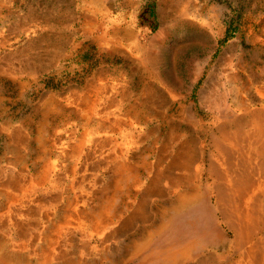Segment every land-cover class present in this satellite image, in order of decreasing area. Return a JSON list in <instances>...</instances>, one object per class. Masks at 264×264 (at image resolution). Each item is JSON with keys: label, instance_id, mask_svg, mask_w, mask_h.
<instances>
[{"label": "rangeland", "instance_id": "obj_1", "mask_svg": "<svg viewBox=\"0 0 264 264\" xmlns=\"http://www.w3.org/2000/svg\"><path fill=\"white\" fill-rule=\"evenodd\" d=\"M240 154L264 182V0H0V264H247L219 212L193 224L206 250L176 243L186 261L161 233L175 159L215 195L208 166Z\"/></svg>", "mask_w": 264, "mask_h": 264}, {"label": "bare ground", "instance_id": "obj_2", "mask_svg": "<svg viewBox=\"0 0 264 264\" xmlns=\"http://www.w3.org/2000/svg\"><path fill=\"white\" fill-rule=\"evenodd\" d=\"M218 104L219 103L215 101L213 106H216L217 109ZM218 110L219 109H217V111ZM223 113L226 112L219 111L218 115H216L218 123H220L219 128L224 127L226 120H229L228 119L229 116L227 115L225 116ZM242 134H238L237 136L232 135L230 137H224V141L226 142V140H229L231 143L234 144V146H240L243 143H245L250 147L249 137L248 138L247 136L242 137ZM216 144L219 150L221 151V154L225 153L226 151L227 152L229 151V149L224 146L225 143L222 141V138H219L216 141ZM179 155H183V154L179 153ZM246 159L247 158L245 157L243 158L241 154L238 158H234L232 156L228 164L227 165L225 164V166L228 168L227 170L228 172H225V170H222V168L218 167V165L216 164H210L209 166L207 165L208 166L207 176L209 175L214 176L215 178H217L218 181L215 195L212 194L209 188L205 189L206 194H204L202 186L200 188V182L203 177V176L201 177L200 172H199L200 179L197 184L192 185L187 182L190 173L188 172V176H187L186 171H190V166L193 163V160L189 158V156L188 157L185 156L181 158H179L178 156L177 159H175V161L177 160L176 164L174 163V165L173 164L172 165L173 166L177 165L180 171V175L176 177V180L177 181L179 180V183L184 181L185 188L183 192H180L179 190L176 191L177 189H175L176 188L175 187L172 191L170 190V192L167 193L170 194L173 192V196H172V201L169 204L170 205L169 208L165 210L162 214V217L164 219V224H161L163 225L161 229V233H162V238L165 239L166 241L170 240L172 237L170 241V243L172 244V248L171 251L168 248H166L168 245V243H166V245L163 248V252H164L163 259L167 261H170L172 259L174 263H180L179 261L181 260L186 261L187 256L183 257L182 252L179 253L177 252V249H180V247L176 243H178L180 240L187 241L188 248L185 251L187 252L188 256L191 255V251L194 250L195 248H197L198 251L206 250L204 248H207L208 245L206 246L205 244L201 243V240L205 238L207 232L204 230L197 231V229L194 227L193 224L198 220L199 216H209L210 212L212 211L214 213L219 212L221 220L227 226V231L225 232L224 236L220 233H217L215 241L216 240L224 241L227 240L228 238H231L232 240L230 242L231 243L230 248L234 249L235 250L234 252H237L238 254H242L243 252L245 254L244 256H246L245 261H247V264H264V253H263L264 241L263 243H261L260 240V243H258L257 246L255 244H252L251 246L249 245L250 242L253 240V238L257 235V233H260V229L264 228L263 217H260L261 220L258 223H256L255 221V224H253L254 221L253 219L259 218V217L255 218L254 216L258 214V208L260 206L259 202H261L263 198L264 182L257 184L258 179H256L257 175L255 173L258 171L255 170L256 167L253 168L254 165L251 166L248 163V160ZM162 174L163 172L161 170H158L157 173L155 174V177L153 176L149 179V183L147 184V188H146V193L148 195H155L162 197H164L165 195L167 196V194H164L162 190H160L161 186L159 183L160 181L159 178ZM134 188H137V186H134ZM134 202L135 199H133L131 206H133ZM206 205H208L209 210L206 209L205 212L201 211V208L203 206H205V208H208ZM139 208H141V206ZM180 213H185L188 215V219L185 222L181 223L182 225L181 227L186 228L185 226H191L193 228V230L188 229L187 230L188 233L186 235L183 234L181 236H179L180 224L176 227L174 224L171 229L168 228L170 222L175 221L174 219H176V217ZM168 230H170L171 235H168L166 237ZM198 241H200V243L196 247L195 244ZM212 244L214 245V243ZM159 251H161V249ZM170 252H171L170 254L171 256H169L170 258L168 257L167 259L168 253ZM208 252H206L207 254L206 253L205 254L211 258V262H208L209 264H212V262L215 261L216 259L218 260L224 258L223 254L221 253L215 254L216 256L214 257L213 254H208ZM224 259H226V257ZM154 262L155 264H158L156 263V261Z\"/></svg>", "mask_w": 264, "mask_h": 264}]
</instances>
